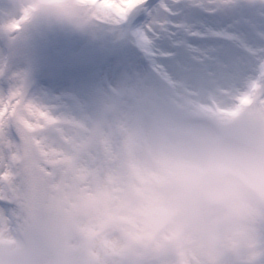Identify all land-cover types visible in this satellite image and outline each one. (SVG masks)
Instances as JSON below:
<instances>
[{"label": "rangeland", "instance_id": "1", "mask_svg": "<svg viewBox=\"0 0 264 264\" xmlns=\"http://www.w3.org/2000/svg\"><path fill=\"white\" fill-rule=\"evenodd\" d=\"M176 3L161 0L152 9V23L161 27L172 47L162 63H149L162 85L190 87L215 74L211 70L215 49L211 41L193 42L189 33L237 35L233 27L190 22L181 11L191 7H173ZM255 12L261 13L258 9L250 14ZM14 23H20L21 30L13 37L6 31ZM94 23L91 14L76 26H45L0 7V65L4 60L8 64L5 76L22 72L26 77L27 68L18 64L23 52L39 50L64 30L91 38ZM258 26L264 31V21ZM12 107L15 117L24 111L15 100ZM200 108L203 111L198 112ZM250 112L211 120L205 107L172 89L123 80L76 105L66 134L57 136L47 154L26 133L18 142V185L15 190L6 181L0 185V264L6 258L19 264H188L178 255L150 252L110 225L102 227L95 209L128 190L141 156L172 127L187 124L192 117L206 119L207 124L240 118L264 123V114ZM9 117L15 126L12 110ZM208 264H264V230L214 253Z\"/></svg>", "mask_w": 264, "mask_h": 264}, {"label": "snow or ice", "instance_id": "2", "mask_svg": "<svg viewBox=\"0 0 264 264\" xmlns=\"http://www.w3.org/2000/svg\"><path fill=\"white\" fill-rule=\"evenodd\" d=\"M78 3L92 10L91 38L64 30L39 50L19 56V66L28 70L26 77L22 72L0 76V185L6 181L15 190L19 183L16 164L22 136L31 134L30 140L47 154L57 136L66 134L76 105L119 81L172 89L220 116L236 117L247 110L264 114V31L249 21L256 8L264 18V0H203L202 6L209 10H229L228 23L238 39L231 46L211 44L215 74L190 87L162 85L151 72L149 62L162 63L172 47L161 27L152 23L154 0ZM180 6V0L173 5ZM19 30L20 23L8 27L9 32ZM14 100L24 106L18 117Z\"/></svg>", "mask_w": 264, "mask_h": 264}, {"label": "clouds", "instance_id": "3", "mask_svg": "<svg viewBox=\"0 0 264 264\" xmlns=\"http://www.w3.org/2000/svg\"><path fill=\"white\" fill-rule=\"evenodd\" d=\"M0 7L45 26H76L92 14L78 0H0ZM95 211L102 227L150 252L208 264L264 230V123L172 127L141 156L128 190Z\"/></svg>", "mask_w": 264, "mask_h": 264}]
</instances>
